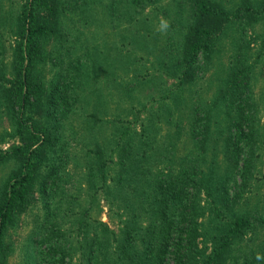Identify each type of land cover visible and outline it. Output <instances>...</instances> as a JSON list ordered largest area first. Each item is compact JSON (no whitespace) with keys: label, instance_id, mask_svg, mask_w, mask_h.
<instances>
[{"label":"rangeland","instance_id":"374dc122","mask_svg":"<svg viewBox=\"0 0 264 264\" xmlns=\"http://www.w3.org/2000/svg\"><path fill=\"white\" fill-rule=\"evenodd\" d=\"M120 1L63 0L64 9L58 14L55 34L44 38L45 55L32 69L44 95L57 75L64 76L68 84L64 107L57 110V115L47 107V111L45 107L28 111L32 119L48 126L55 156L60 153L65 160L59 172L63 189L49 194V202L52 204L63 191H78L82 201L85 189L81 177L86 155L93 158L98 149L103 157L115 158L111 147L117 136L135 139L137 135L133 132L142 131L141 142L151 137L159 146L161 155H153L157 167H163L171 159L175 168L183 153L191 149L188 158L193 159L201 151L204 160L214 165L220 176L227 163L222 146L229 127L230 114L226 108L235 107L236 103L248 105L255 132L254 142L245 148L251 151L255 162L242 196L231 199L229 207L218 200L221 207H217V217L215 207L205 203L206 196L201 193L205 232L199 244L204 243L207 251L219 220L243 210L258 216L264 214V0H248V13L232 18L214 34L209 56H198L195 72L189 79L179 76L178 59L184 33L193 20L191 0H147L141 9H128L129 12ZM211 1L231 9L241 0ZM21 3L22 0H0V86H7L12 77L11 60L17 36L14 24ZM162 20L169 23L166 33L161 31ZM238 66L242 67L247 87L240 93L238 86L237 92L243 98L248 96L245 101L237 93L229 106L227 77ZM195 117L204 118L194 122ZM15 119L13 108L7 107L0 95V186L18 165L10 153L13 145L20 143L14 130ZM205 123L207 127L203 130ZM125 128L127 131L123 133ZM201 130L205 132L204 150L195 147V142L202 139ZM107 164L108 172L112 173L113 163L107 161ZM127 187L123 189L129 191ZM234 188L227 184L228 196L231 197ZM37 192L36 199L5 227L3 264H47L51 260L45 241L35 234L44 201ZM212 194L216 195L214 190ZM104 202L100 198L102 209L92 205L89 213L116 229L118 218L107 210ZM60 205H64L61 198ZM208 205L212 207L208 209ZM50 207L56 209L54 214L61 222L57 226L58 234L68 238L64 245L73 251L72 260L64 263L75 264L77 234L70 230L74 215H67L57 205ZM45 225L49 227V222ZM263 242L264 222L257 224L253 232L242 234L238 243L241 249L247 245L258 252ZM235 246L229 252L238 256L241 249L238 251Z\"/></svg>","mask_w":264,"mask_h":264},{"label":"trees","instance_id":"16d2710c","mask_svg":"<svg viewBox=\"0 0 264 264\" xmlns=\"http://www.w3.org/2000/svg\"><path fill=\"white\" fill-rule=\"evenodd\" d=\"M146 1L120 2L126 5V11H136ZM62 4L63 0H22L14 24L17 36L11 60L12 77L7 86H0V95L4 104L14 110V130L20 143L10 150L18 165L0 186V264H3L5 256V227L36 199L35 190L44 200L43 213L35 223L38 227L35 234L45 241L51 259L47 264H65L72 260L73 251H68L64 245L68 238L58 234L57 226L61 222L54 214L56 209L50 207L57 205L60 208V198L64 202L61 211L74 215L70 230L77 234L74 238V248L78 250L75 264H238V257L239 264H264V259H256L258 254L264 257V242L258 252L247 245L246 249H241L238 243L242 234L253 232L257 224L264 222V214L258 216L245 210L231 213L230 217L216 222L207 251L204 243L199 244L205 232L201 221L205 210L201 193L206 196L205 203H211L216 210L214 214H217V207H221L219 202L229 207L231 199L237 200L242 196L254 165L253 154L245 148L254 142L255 132L248 105L236 103L235 107L226 108L230 114L229 127L222 146L227 163L220 176H217L214 165L204 160L201 151L193 159L188 158L191 149L183 153L175 168L171 159L163 167H157L153 155L160 154L159 146L153 143L151 137L141 142L142 131L133 132L137 135L136 141L134 136H117L111 147L115 158L103 157L98 149L94 152L95 157L86 155L81 177V186L85 189L82 201L78 191H63L52 204L49 202L50 196L63 189L59 172L65 160L60 153L55 156L53 135L48 126L36 122L28 111L37 107H45L46 110L47 107L49 112L57 115L68 95L64 76L57 75L44 95L41 83L32 75L34 65L45 55L44 38L55 34L58 14L64 9ZM191 5L193 20L184 33L178 59L181 66L179 76L183 79H189L194 74L200 54L205 58L209 56L214 34L232 18L247 14L250 8L248 0H241L231 9L211 0H191ZM227 82L230 106L236 99L237 87L241 86L240 93L247 87L242 67L232 68ZM240 93L238 97L246 101L248 95L243 98ZM201 118L204 117L193 120ZM206 127L207 123L203 130ZM126 131L127 128L122 132ZM204 139L205 132L202 131V139L199 143L195 142V147L204 150ZM107 161L113 163L112 173L107 170ZM63 180L67 181V177ZM227 184L235 187L231 197L228 196ZM124 186H128L129 191L124 190ZM212 190L216 195L212 194ZM100 198L104 199L107 210L117 216L119 225L116 229L110 228L99 217L90 215L92 205L97 206V210L102 209ZM210 206L207 208L210 209ZM50 217L53 219L50 220ZM46 222H49V227H45ZM234 245L238 251L241 249L238 256L229 252Z\"/></svg>","mask_w":264,"mask_h":264},{"label":"clouds","instance_id":"9594fccd","mask_svg":"<svg viewBox=\"0 0 264 264\" xmlns=\"http://www.w3.org/2000/svg\"><path fill=\"white\" fill-rule=\"evenodd\" d=\"M168 28H169V23L166 21V20H162L161 21V31H163V32H167V30H168ZM256 259L257 260H260V259H264V257H262V256H260L259 254L256 256Z\"/></svg>","mask_w":264,"mask_h":264}]
</instances>
